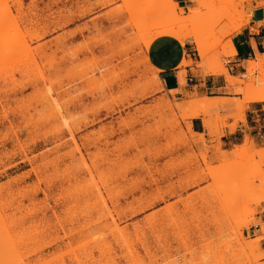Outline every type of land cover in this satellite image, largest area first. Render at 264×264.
<instances>
[{
    "label": "rangeland",
    "instance_id": "rangeland-1",
    "mask_svg": "<svg viewBox=\"0 0 264 264\" xmlns=\"http://www.w3.org/2000/svg\"><path fill=\"white\" fill-rule=\"evenodd\" d=\"M141 2L0 0V264L264 259L258 137L249 136L254 157L234 154L239 144L226 151L235 156L228 162L218 141L227 117L206 129L209 144L191 132L196 88L167 94L149 70L141 41L159 21L130 7ZM210 4L191 35L220 42L209 64L245 80L264 54L229 73L231 37L248 30L245 5L264 0ZM234 7L232 20L221 15ZM186 42L193 61L185 64L209 75ZM228 87L236 98L222 100L234 104L242 86ZM231 116L242 122L236 110Z\"/></svg>",
    "mask_w": 264,
    "mask_h": 264
},
{
    "label": "crops",
    "instance_id": "crops-1",
    "mask_svg": "<svg viewBox=\"0 0 264 264\" xmlns=\"http://www.w3.org/2000/svg\"><path fill=\"white\" fill-rule=\"evenodd\" d=\"M187 1V0H186ZM258 8L253 10L252 18H254L255 24L260 23V19H255L256 12ZM264 17V14H262ZM251 33L249 30L241 31L240 33H235L232 35L231 40L236 49V54L234 55L231 64L228 66L229 73L238 72L239 69L244 68L248 60L255 59L257 55H262L264 53L260 52L258 48L249 50L248 36ZM167 42L175 43V40L169 37H160ZM181 47V64L182 60L186 62H192L191 48L188 47V42L180 45ZM148 51V50H147ZM145 53V51H144ZM149 63H147L148 68L153 72V65L151 64V56L146 55ZM182 68H173L172 72L160 81V85L165 93L169 94L170 91H174L175 95H183L184 93H192L196 88L197 94L199 96H206L208 99L213 100L216 103V107H212L208 110L207 114H202L198 117L191 118L190 129L195 135H204V140L206 144H209L211 137L208 136L207 130L211 128L214 124H217L220 120H224L225 125L221 129V133L225 132V135L219 136L220 150L229 151L236 145H241L244 140H239L237 137V128H241L243 124H248L250 130L252 129V124H249V120L253 121L257 126L255 128L256 135L258 137L259 133V123L261 120L262 106L259 103L252 102L249 103L245 110V121L234 122V118L231 116L236 109V102L234 104L223 101L222 99L236 98L231 87H228V83L224 75H207L203 78L200 77L199 73H194L192 69L194 68L189 64H182ZM183 79L184 83L180 84L179 81ZM174 83V86H173ZM239 97V96H237ZM211 114V115H208ZM219 113V114H216ZM215 114V115H213ZM221 114V115H220ZM217 116V121L214 117ZM225 116V117H223ZM207 129V130H206ZM250 136V137H253ZM197 142L195 145H202V142L196 138ZM242 143V144H243ZM264 244V242H263ZM264 248V247H263Z\"/></svg>",
    "mask_w": 264,
    "mask_h": 264
},
{
    "label": "snow or ice",
    "instance_id": "snow-or-ice-1",
    "mask_svg": "<svg viewBox=\"0 0 264 264\" xmlns=\"http://www.w3.org/2000/svg\"><path fill=\"white\" fill-rule=\"evenodd\" d=\"M137 6L145 10L146 17L151 18L153 21H159V23H156L152 28L151 32L141 41V49H148L144 54L151 56L153 74L163 80L164 77L172 72L174 67H183L180 59V45L191 38V29L206 10L214 7V5L202 2L198 6H189L186 0H143V2L138 5H130V7ZM120 7L123 8L124 5ZM253 7L258 8L255 16V19H260L258 25L255 24L254 18H252ZM245 10L246 14L249 16V23L246 25V28L251 33V35L248 36L249 50L258 48L260 52L264 53V17H262V14H264V4L257 6L245 5ZM189 21L192 23H188ZM184 29L189 31L188 36L179 34V32ZM165 36L174 37L175 43L160 39V37ZM179 83L183 84V79H181ZM162 86L163 85H161V87ZM249 124H252L251 130L248 124H243L241 128H237V137H239L238 143L240 140L246 142L247 137L256 135L255 128L257 126L251 120H249ZM225 134L226 130L220 133V135ZM258 140V146L260 147L259 158L264 160V113H261ZM209 155H212V153H209ZM223 159L231 162L232 156L225 153ZM219 162V160H213L214 164L218 165ZM207 163V160L202 161L201 166ZM262 170H264V164H262ZM255 182L264 184V176ZM261 207H264V201L261 202ZM261 264H264V259L261 260Z\"/></svg>",
    "mask_w": 264,
    "mask_h": 264
},
{
    "label": "bare ground",
    "instance_id": "bare-ground-1",
    "mask_svg": "<svg viewBox=\"0 0 264 264\" xmlns=\"http://www.w3.org/2000/svg\"><path fill=\"white\" fill-rule=\"evenodd\" d=\"M212 1L213 0H196V4H197L196 6H198L202 2L211 3ZM237 13L239 12H237L234 7L232 12L226 11L222 13L221 15L226 16L228 19L232 20L235 14ZM236 29L239 31L238 25L236 26ZM191 38H192V42L195 43V48L200 58V61L198 62L197 67L203 68V70L205 71L204 73H208L209 75L224 74L225 79L228 84L230 85L239 84L240 86H242L241 88L242 98L239 101H236L235 107L237 109L238 114H240L239 117L241 121L244 122L245 121L244 113H245V109L247 108L248 104L252 102H264V59L260 58L257 61H250L246 67V73L243 75V77H245L246 79L245 80L236 79V78H233L231 75H229L226 72V70L222 68L219 61H217L213 65L209 64V52L211 49H217L218 47L222 48L223 45H221L220 42L209 44L207 42L202 43L201 40L196 36L191 35ZM234 54H236L235 49L229 53V55H234ZM185 63L186 61L182 60V64H185ZM256 70L259 71V73L261 74V79L253 78V74ZM195 97H196L195 101L197 105L193 110L189 112L187 117H191V118L198 117L202 114H205L210 108L217 106L213 100L208 99L206 96H199L195 94ZM251 147H252V142L250 138L247 137L246 142L244 141L243 144L239 145V149H237L234 154L239 153V156L244 157V158L254 157L255 151L250 152ZM225 153L227 152L224 151L222 154H225ZM232 157H235V156H232ZM261 187L264 188V184H262ZM261 229H264V224L261 225Z\"/></svg>",
    "mask_w": 264,
    "mask_h": 264
}]
</instances>
